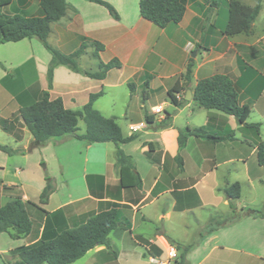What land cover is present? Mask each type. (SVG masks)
I'll use <instances>...</instances> for the list:
<instances>
[{
  "label": "crops",
  "instance_id": "1",
  "mask_svg": "<svg viewBox=\"0 0 264 264\" xmlns=\"http://www.w3.org/2000/svg\"><path fill=\"white\" fill-rule=\"evenodd\" d=\"M104 1L114 7L118 19L99 3L66 0V15L58 23L52 24L48 42L68 55L79 49L84 42L96 41L104 46L103 51L99 52V60L94 59L95 49L88 44L80 64L91 56L97 62L94 64L96 70L99 61L108 63L113 59H118L122 68L111 70L105 79L97 80L60 65L54 70L53 87L49 89L47 74L51 54L38 39L25 38L19 42L0 44V93L3 98L0 103L8 109L0 115V120H10L21 107L37 102L43 91H49L52 100L61 98L66 108L75 110V105H86L92 94L103 92L102 97H105L114 89L127 86L128 98L119 116L112 114L116 102H112L111 108H99L97 105L100 97L94 107L105 117L115 118L124 137H134L132 142L121 145V149L132 157L135 171L142 180V188L120 187L121 177L115 156L117 149L113 143L89 145L66 136L58 141L51 140L44 147H37L58 153L62 183L68 185L64 188L67 196L61 197L59 193L62 188L58 186L60 201L50 208L57 189L47 204H41L40 195L46 181L37 192L38 199L35 201L30 200L28 190L23 185L1 182L0 206L16 197L36 204L38 207H32L30 214L39 229L38 238L27 236L13 239L9 233L0 234V239L7 234L9 239L21 242L19 246L0 250L3 264L4 260L8 264H15L18 257L14 255V250L34 244L41 238L47 218L58 229L73 228L85 222L88 216L114 205L120 212L121 221L128 222L131 230L117 228L110 234L111 250L97 246L70 264H141L143 252L140 248L156 263L165 253L155 258L149 253L147 242L162 249L158 239L165 232L175 240L176 247L191 246L199 225L210 218L208 208L214 207L206 202V197L221 194L225 197V203H228L224 189L239 182L231 178L229 167L241 164L249 185L264 184L263 176H250L248 168L253 157L257 160V145L264 142V0L251 31L234 36L225 34L229 23V0H188L183 20L163 29L141 16L140 0ZM257 2L250 0L246 5L253 7ZM3 13L6 17L17 14L26 17L42 16L37 0H11ZM193 53L196 55L193 56ZM190 63L191 81L189 87H185L181 76ZM83 69L96 71L92 68ZM217 74L229 75L234 80L240 104L251 107L247 123L260 125L259 136L244 128L231 115L216 109L194 107L192 97L197 83ZM165 78L171 81L166 87L162 84ZM137 81L143 82L137 87ZM177 81L184 86L183 92L178 95L187 94L188 90L192 95L190 102L180 109L172 104L168 96ZM145 82L149 83L147 89L144 87ZM140 87L145 89L139 95ZM161 90L166 93L167 101L151 106L150 95ZM144 92L145 102L142 98ZM178 95L177 98H180ZM157 107L163 109V115L154 112ZM166 112L175 113L172 128L155 131L146 122V116L160 120ZM20 127L24 139L19 138L14 131L5 132L0 126L13 139L14 150H22L26 141L30 146L33 142L29 130L22 124ZM187 127H205L211 134L221 136L231 130L234 140L215 142L190 137L186 147L180 150L179 129ZM84 132L85 127L79 131L80 134ZM75 150L78 155H84V163L92 166L91 169L85 167L81 175L69 173L76 168L77 163L72 157ZM177 156H181V162L176 160ZM222 167L226 170L219 173ZM0 171H5L2 164ZM191 205H197L195 209L201 210V215L197 214L195 219L193 239L184 241L178 237L172 220L176 215L182 218L191 213ZM248 218L253 221L264 220ZM145 223L153 226L151 231L144 232ZM157 224L164 226V232L155 233ZM219 233L196 238L197 243L187 252L186 259L191 258L200 247L211 244Z\"/></svg>",
  "mask_w": 264,
  "mask_h": 264
},
{
  "label": "trees",
  "instance_id": "2",
  "mask_svg": "<svg viewBox=\"0 0 264 264\" xmlns=\"http://www.w3.org/2000/svg\"><path fill=\"white\" fill-rule=\"evenodd\" d=\"M37 1L41 7L42 16L26 17L17 14L6 17L3 9L10 5L11 0H0V44L19 42L25 38L38 39L51 54L47 74L49 89L53 87L54 70L60 65L68 67L75 73L97 80L105 79L111 70L122 68V63L118 59H113L108 63L99 61L96 71L85 70L81 67L80 59L86 54L88 44L95 49L94 59L99 60V52L103 51L104 46L96 41H86L74 53L68 55L51 46L48 42L52 30L51 26L65 17L66 0ZM89 1L105 6L114 18H119L114 7L104 0ZM187 1L140 0V14L154 26L163 29L169 24H178L183 20ZM262 1L258 0L257 4L252 7L244 5L238 0H229V23L225 34L234 36L240 33H249L262 9ZM191 68L192 64L190 63L185 74L181 76L185 82V87H189L191 81ZM148 85L149 83L145 82L144 87L147 89ZM183 90L184 86L177 81L168 93L172 104L177 109L183 108L190 102L186 98V94L177 98V95ZM103 94V92L92 94L82 109L71 110L65 107L61 98L52 100L49 91H43L37 102L19 109L15 120L21 122L31 133L33 137L31 146L33 148L44 147L52 139L66 136L84 141L89 145L113 143L117 149L115 156L116 167L119 169L121 177L120 187L123 189H141L142 180L135 171L132 157L126 155L121 149V145L132 142L134 137H124L116 119L105 117L94 107V103ZM142 98L143 100L146 99L145 92ZM192 101L196 108L216 109L233 116L240 125L259 136L260 125L247 123L251 107L240 104L237 86L229 75L217 74L200 80L195 87ZM174 116L175 113L169 112H166L160 120L146 116V122L155 131L169 129L173 127ZM79 120H83L85 123L83 134L79 133ZM10 124L13 123L9 119L0 120V126L5 132H13V127H10ZM190 137L215 142L232 141L234 140V133L229 130L227 135L221 136L211 134L205 127L179 129L178 144L180 150L186 147ZM0 151L10 156L23 153L21 150H14L12 147L1 143ZM256 156L258 165L264 167V142L257 145ZM176 160L181 162V156H177ZM45 181L46 186L40 195V203L44 205L49 202L50 196L55 192L52 179L46 176ZM224 193L232 213L235 214L236 201L241 197V184L235 182L225 188ZM32 207L38 206L29 201L25 202L21 197L13 198L4 206H0V234L9 233L13 239L27 236L38 238L39 229L30 214ZM245 216L264 219V213L252 209L247 210ZM235 219L237 216L231 220ZM117 228L131 230L128 222L121 221L120 212L116 205L88 216L85 222L73 228L60 227L58 229V227L52 226L51 220L47 218L41 238L37 242L14 250V255L18 257L16 264H70L97 246H105L111 250L110 234ZM147 245L149 253L155 258L163 254V250L156 245L150 242H147ZM153 250L156 252L152 253ZM4 263L8 264L5 260Z\"/></svg>",
  "mask_w": 264,
  "mask_h": 264
},
{
  "label": "rangeland",
  "instance_id": "3",
  "mask_svg": "<svg viewBox=\"0 0 264 264\" xmlns=\"http://www.w3.org/2000/svg\"><path fill=\"white\" fill-rule=\"evenodd\" d=\"M238 1L246 5L250 0ZM96 63L97 62L93 60V57L88 56L87 60L81 62V66L83 68H92L93 70H96L94 69V64ZM140 82L142 83L143 81H137V87L141 85ZM162 82L165 87L171 83V81L166 78ZM144 89L145 88L143 87L138 88V94L140 95ZM128 93L129 88L127 86L116 88L107 96L102 97L97 106L99 108H111L112 102H116V105L113 107L114 113L112 114L119 116V114L124 111L125 105L123 103L128 98ZM1 95L2 94L0 93V100L3 99ZM167 98L166 93L161 90L150 95L149 103L151 106H157L167 101ZM143 101L145 102V100ZM75 106V110L82 108L81 105ZM7 110L8 109L0 103V115L6 113ZM107 114L111 113L108 112ZM17 115L18 111L10 117V120L13 123L10 124V127H13V131L16 132L19 137L24 139V132L20 129L21 124L19 125L15 120ZM157 115L161 116L163 113ZM121 121L123 122L124 120H120V122ZM78 126L81 130L84 129L85 123L83 120H79ZM60 139L61 138H55L52 139V141H58ZM0 143L11 147L15 146L13 139L1 128ZM23 145H25V147L21 151L23 153L26 152L25 155L10 156L0 151V164L5 167L4 172L0 171V184L2 181L5 184H21L28 190L30 200L35 201L38 199L36 198L37 192L40 190L41 186L45 185V178L48 176L52 179L54 186L57 189V194L50 206V208H53L54 205L60 201L58 200V186L62 188L59 193L62 198L67 196L64 188L68 187V185L62 183L61 169L58 164V153L53 150L33 148L28 141L24 142ZM74 152L75 154L73 153L72 157H74V162L77 164L76 168L69 172L70 174L74 175L76 173V175H81V171H83L85 167L88 169L92 168L91 164L87 165L84 163V155H78L76 150ZM136 160L139 161L137 158ZM229 168L231 169V178L238 180L241 184V197L236 201L235 214L232 213L228 203H225L224 195L216 194L206 197V202L214 207L208 208L210 218L208 221L199 225L198 230L194 233V239L192 231L196 226L195 219L198 217L197 214L201 215V210L195 209L197 208V205H191L192 207H189L191 213L185 214L182 218H180L181 216L176 215L172 220V225L177 231L176 233L178 237L184 241H190L193 239V245L197 243L196 241L198 237L204 238L216 232H220L217 238L211 244H206L200 247L194 252V254H192V256H190L191 258H188L187 260V252L193 247V245L179 248L176 247L175 240L163 231L164 226L162 224H157L155 225V233L164 232L163 235H161L162 237L158 239V242L162 247L165 256L161 258L159 262L153 263L150 259V255L140 248L143 252V260L141 264H161L162 262H165L166 264H198L199 262H201L199 264H264V220L258 219L253 221L252 218L245 216V212L250 209L264 212V184L256 183L255 185H249L241 164ZM248 168L250 176H263L264 178V169L258 165L257 160L254 157L252 162L249 163ZM225 170V167H222L219 169V173H224ZM151 213H153V210ZM204 214L205 213L203 212V215ZM236 216L237 219L231 220ZM211 219H213V222H211ZM143 227L144 232L151 231L153 228V226L148 223H145ZM166 240L176 250L175 258L170 260L168 259V249L170 245ZM20 244L21 242L9 239L7 234H5L1 236L0 239V250L13 248ZM0 264H3L1 256Z\"/></svg>",
  "mask_w": 264,
  "mask_h": 264
},
{
  "label": "built area",
  "instance_id": "4",
  "mask_svg": "<svg viewBox=\"0 0 264 264\" xmlns=\"http://www.w3.org/2000/svg\"><path fill=\"white\" fill-rule=\"evenodd\" d=\"M178 97H182V95H178ZM154 112L156 114H159V113H163V109L161 107H157L154 109ZM176 256V250L173 246H169V249H168V259H173L175 258ZM161 264H166L165 262H162Z\"/></svg>",
  "mask_w": 264,
  "mask_h": 264
},
{
  "label": "water",
  "instance_id": "5",
  "mask_svg": "<svg viewBox=\"0 0 264 264\" xmlns=\"http://www.w3.org/2000/svg\"><path fill=\"white\" fill-rule=\"evenodd\" d=\"M195 55H196V53H193V56H195ZM191 97H192V95H191V91L188 90V91H187V94H186V98H187L188 100H190Z\"/></svg>",
  "mask_w": 264,
  "mask_h": 264
}]
</instances>
